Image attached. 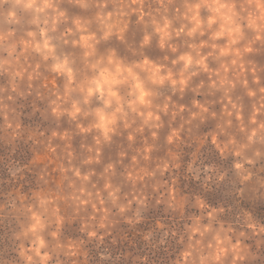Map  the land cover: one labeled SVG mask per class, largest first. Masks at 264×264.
I'll list each match as a JSON object with an SVG mask.
<instances>
[{
	"label": "clouds",
	"instance_id": "obj_1",
	"mask_svg": "<svg viewBox=\"0 0 264 264\" xmlns=\"http://www.w3.org/2000/svg\"><path fill=\"white\" fill-rule=\"evenodd\" d=\"M0 264H264V0H0Z\"/></svg>",
	"mask_w": 264,
	"mask_h": 264
}]
</instances>
